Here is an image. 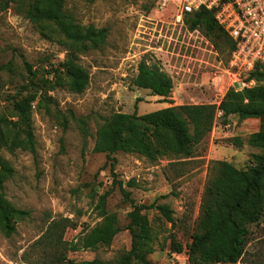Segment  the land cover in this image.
Here are the masks:
<instances>
[{
  "label": "rangeland",
  "instance_id": "1",
  "mask_svg": "<svg viewBox=\"0 0 264 264\" xmlns=\"http://www.w3.org/2000/svg\"><path fill=\"white\" fill-rule=\"evenodd\" d=\"M1 1L8 5L0 3V65L8 67L0 69V113L9 118L11 97L26 78L24 62L45 74L59 66L69 51L53 26L41 33L24 16L19 1ZM157 2L65 0V11L77 22L107 27L108 34L99 48L76 51L78 63L89 72V83L82 92L56 87L48 91L53 100L48 109L38 96L35 98L31 113L34 152L16 149L9 153L0 148V155L13 168L4 182L5 198L17 208L30 210L27 218L15 222L11 235L0 231V264H62L55 259L58 247L51 243L52 234L62 231V239L69 242L82 228L98 223L97 202L104 192H108L107 215L115 217L122 229L109 245L64 250V254L74 260L116 261L131 243L124 228L131 202L124 198L120 185L137 204L165 203L173 211L174 225L157 209L144 210L155 240V250L147 258L153 264H189L186 244L200 217L202 192L214 172L213 162L226 160L244 168L253 154L263 152L247 142L259 121L234 115L225 125L217 117L207 136L193 146L190 157L150 161L136 153L116 152L107 158L105 153L92 150L93 133L100 121L97 115L116 111L143 114L182 103L218 104L228 87L255 84L246 81V72L235 79L223 38L216 48L200 31L178 22L173 9L161 8ZM143 58L158 62L171 76L170 102H159V96L133 85ZM69 111L93 115L89 120L91 136L81 135ZM233 137H239L242 145H234ZM52 220L57 221L56 227L42 237ZM250 229L245 255L237 264H264V221ZM170 234L182 244L181 252L170 251Z\"/></svg>",
  "mask_w": 264,
  "mask_h": 264
},
{
  "label": "trees",
  "instance_id": "2",
  "mask_svg": "<svg viewBox=\"0 0 264 264\" xmlns=\"http://www.w3.org/2000/svg\"><path fill=\"white\" fill-rule=\"evenodd\" d=\"M11 1H19L23 5L24 16L41 33L48 26H53L64 38L69 51L59 66L48 69L45 74L24 62L26 78L11 97V114L7 118L0 113V148L9 153H14L16 149L33 153L35 140L31 113L35 98L38 96L48 109L53 103L48 91L66 86L71 92H82L89 83V72L78 63L76 51L99 48L106 40L108 28L77 22L65 11V0ZM0 3L4 7L8 5V2L1 0ZM183 22L188 29L198 30L210 38L216 48L221 45L219 39L223 38L229 59L235 44L217 22L213 9L200 7L185 14ZM5 67H8L7 64L0 65V69ZM49 74L52 75L49 77ZM246 81H254L255 84L240 89L228 87L218 104L182 103L143 114L116 111L108 116H96L100 121L93 133L94 152L105 153L107 158L116 152L136 153L150 161L167 156L190 157L193 146L207 136L217 117L224 125L232 115L259 121L258 129L249 135L247 142L262 148V153L253 154L244 168H238L226 160L213 162L214 172L210 174L202 192L200 217L190 242L186 244L189 264H237L245 255L251 235L250 226L264 221V64L256 63L247 73ZM132 83L137 88L149 90L151 95L159 96V102H170L173 81L158 62L141 59ZM68 115L84 138L92 135L89 126L92 114L75 115L69 111ZM230 140L236 146L242 145L239 137ZM12 174L9 161L0 155V231L6 236L15 231L17 220L30 215V210L17 208L5 198L4 182ZM120 190L124 198L131 202L128 222L124 227L131 237L129 250L116 261L97 258L74 260L64 254V250H94L109 245L122 229L115 217L107 215L105 203L108 192H104L97 202L101 217L98 223L82 228L77 238L69 242L62 239V231L52 234L54 238L51 243L58 247L56 261L62 264H153L147 256L155 250V240L144 210L153 207L174 225L173 211L165 203L151 206L137 204L121 185ZM56 225L57 221L52 220L42 237L49 235ZM169 239L171 252L183 250L173 234Z\"/></svg>",
  "mask_w": 264,
  "mask_h": 264
},
{
  "label": "built area",
  "instance_id": "3",
  "mask_svg": "<svg viewBox=\"0 0 264 264\" xmlns=\"http://www.w3.org/2000/svg\"><path fill=\"white\" fill-rule=\"evenodd\" d=\"M157 3L161 8L173 9L178 22L200 7L213 9L217 22L235 44L228 61L235 69V77L240 72L248 73L256 63L264 64V0H158Z\"/></svg>",
  "mask_w": 264,
  "mask_h": 264
}]
</instances>
